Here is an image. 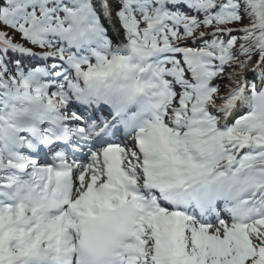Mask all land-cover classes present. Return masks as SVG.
Listing matches in <instances>:
<instances>
[{
	"label": "snow or ice",
	"instance_id": "snow-or-ice-1",
	"mask_svg": "<svg viewBox=\"0 0 264 264\" xmlns=\"http://www.w3.org/2000/svg\"><path fill=\"white\" fill-rule=\"evenodd\" d=\"M0 264H264V0H0Z\"/></svg>",
	"mask_w": 264,
	"mask_h": 264
}]
</instances>
